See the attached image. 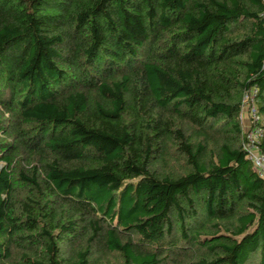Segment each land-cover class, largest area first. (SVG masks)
<instances>
[{
	"label": "trees",
	"instance_id": "16d2710c",
	"mask_svg": "<svg viewBox=\"0 0 264 264\" xmlns=\"http://www.w3.org/2000/svg\"><path fill=\"white\" fill-rule=\"evenodd\" d=\"M263 10L0 0V264H264Z\"/></svg>",
	"mask_w": 264,
	"mask_h": 264
},
{
	"label": "built area",
	"instance_id": "2783aa9c",
	"mask_svg": "<svg viewBox=\"0 0 264 264\" xmlns=\"http://www.w3.org/2000/svg\"><path fill=\"white\" fill-rule=\"evenodd\" d=\"M264 20V10L260 13ZM254 88L245 91L242 99L239 118L242 116V107H246L249 115V126L244 131V149L246 150L247 158L251 161L254 171L264 180V152L260 148V141L264 135V130L260 125V116L255 105Z\"/></svg>",
	"mask_w": 264,
	"mask_h": 264
},
{
	"label": "rangeland",
	"instance_id": "374dc122",
	"mask_svg": "<svg viewBox=\"0 0 264 264\" xmlns=\"http://www.w3.org/2000/svg\"><path fill=\"white\" fill-rule=\"evenodd\" d=\"M242 116L240 118V123L242 131L247 130L249 126V115L246 107H242ZM98 264H121V259L116 253H101L95 254Z\"/></svg>",
	"mask_w": 264,
	"mask_h": 264
}]
</instances>
